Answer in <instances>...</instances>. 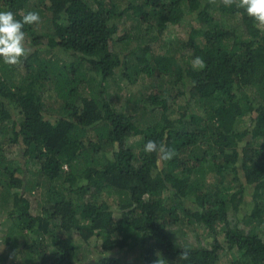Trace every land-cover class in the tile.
<instances>
[{"label":"trees","instance_id":"1","mask_svg":"<svg viewBox=\"0 0 264 264\" xmlns=\"http://www.w3.org/2000/svg\"><path fill=\"white\" fill-rule=\"evenodd\" d=\"M0 11L17 19L40 11L52 29L25 25L32 52L19 64L27 72L20 83L10 78L15 68L0 60V142L16 145L23 162L0 159V199L11 201L0 216L15 234L3 241L11 250L6 258L76 264V233L84 242L100 241L102 254L93 264H120L110 253L135 245L145 262L217 264L226 251L232 255L227 264H264V239L252 229L244 232L235 215L245 202V226H264V28L235 4L214 8L212 0H131L123 9L117 0H0ZM115 18L146 26L124 54L114 47L128 44L131 35H119ZM185 21L187 38L174 52L154 54L150 30L161 33ZM43 48L68 60L41 58ZM196 57L203 69L193 68ZM118 71L130 82L142 74L149 83L140 110L155 121L140 122L139 115L111 105L106 83ZM166 83L176 88L175 97L164 90ZM49 84L61 113L45 103L41 91ZM177 98L199 111L177 113ZM242 120L247 126L239 130ZM131 138H139L136 150ZM149 140L176 155L159 162L157 153L144 151ZM227 173L236 192L226 187ZM44 185L48 198L35 213L25 195ZM107 188L121 201L117 217L100 198ZM184 222L206 229L211 241L176 242L170 229ZM4 250L0 246L2 263ZM184 251L187 260L180 257Z\"/></svg>","mask_w":264,"mask_h":264},{"label":"rangeland","instance_id":"2","mask_svg":"<svg viewBox=\"0 0 264 264\" xmlns=\"http://www.w3.org/2000/svg\"><path fill=\"white\" fill-rule=\"evenodd\" d=\"M130 1L131 0H117V3L119 4V7L123 9L126 4ZM213 3L214 8H217L219 5L223 4L222 0H215V2ZM37 12H39L41 18L40 22L38 23V28H40L44 32H50L52 29L49 23H47L46 21V16L40 11ZM217 16L218 14H216V17ZM112 23L117 24L119 35H123L124 33H128L131 35V41L128 42V44L122 45L116 43V46L114 47L115 52L123 54L127 53L128 50L136 47L137 41H134V36L139 33L140 35H143L141 30L146 28V26L138 27L136 21L130 20L128 18H115ZM189 29L190 24L185 21L176 26H168L161 33L156 30H150V32L148 33V37L152 39L151 44L154 54L163 55L167 51L170 52V54L173 53V48L180 41H183L187 38ZM28 46L31 47L30 45ZM66 55L67 54L59 51L53 53L52 51L43 48L40 51L39 57L48 59L50 58L55 61L56 59H58L57 57L59 56L64 60H68V57ZM59 63L61 65V61ZM135 63L136 60H132L130 62V66H133V64ZM11 67L15 68L14 70H12V73L10 75L11 80L15 83H20L27 73L26 69L22 68V66L20 65ZM33 71L35 72L36 69H33ZM132 81L133 82H130L129 80H127V78L121 77V72L118 71L116 76L108 80V82L106 83L108 100L110 101L111 105L120 113L128 115H139L138 119L140 122L146 121L147 123H149L155 121L156 118L151 117V115H142L140 110L144 106V102L142 100H144V96L149 90V83L145 80L142 74H138L135 80H133L132 78ZM89 85L91 87H94V83H89ZM163 87L164 90L167 91V93H169L171 97H175L176 88L172 87L171 84L168 83L164 84ZM41 92L44 95L45 103L48 106L50 112H63L61 110V101L57 98L56 92L50 84L47 85V87L43 88ZM195 106L192 102H188L182 98H177L175 101V108L177 109V113L179 111L183 112V108H186L189 111H199ZM246 126L247 121L242 120L237 125V128L239 130H242ZM138 139L139 138H131L128 140V144L132 145L135 150L137 149L136 144L138 143ZM18 154V148L16 145H11L7 140L1 139L0 159L4 156L5 159L9 160L12 165L16 166L17 164H20L21 167H23V162L19 159ZM100 159L105 158L100 155ZM28 169L34 173L38 170V166L34 163H30L28 165ZM64 171H67V169H64ZM231 179L232 175H230V173H227L226 187H230V191L236 192L238 184L236 182H232ZM207 180V183L210 184V176ZM48 188L49 186L44 185L40 188H36L31 193H26L25 197L30 201L31 209L33 210V212H40L41 207L48 198ZM0 192H2V190ZM249 193L250 190L245 195L244 201H249ZM100 196L101 200H104L108 203V205L114 211V215L117 217V207H119V203H121V201L118 195L116 194L115 190L107 188L100 194ZM6 197L8 198L7 202H3V200L0 199V204L2 205V207H0V215H4V211L7 210V208L11 204V201L9 200L10 196L7 195ZM169 201H171L170 197L169 199L167 198V203ZM185 205H188L189 207L191 205L190 201L187 200ZM247 209L248 204H245V202L241 203L237 209V213L235 214L236 219L239 221H244L242 225L244 232H249L250 229H252L262 239H264V226H258V223L256 221L253 222V224H250L249 226H245L247 220H242V218H244V216L246 215ZM170 232L173 236V239L179 244L198 245L200 242V245L204 246L211 241L207 230L202 227H199L195 223H178L177 225L171 227ZM9 233H11L10 226L8 224H3V221L0 216V246L5 248L4 252L1 254V257H3V259L5 258V260L3 263L0 262V264H4L5 262L6 264H16L17 257H5L10 253L11 250L4 246L3 241L9 240V238L15 236V234L11 236L9 235ZM71 237L73 238L75 244L78 246L77 257L75 262L76 264H93L94 258H98L102 254L100 249V241H98L94 237L89 239L88 242H84L76 233H73ZM17 238L19 239V241L22 240V238L20 237ZM110 254L116 257V259L119 260L120 264H155L154 261L145 262L143 260V250L138 245L131 246L123 250H114ZM231 257L232 255L224 251L221 253L220 260L217 264H227Z\"/></svg>","mask_w":264,"mask_h":264},{"label":"clouds","instance_id":"3","mask_svg":"<svg viewBox=\"0 0 264 264\" xmlns=\"http://www.w3.org/2000/svg\"><path fill=\"white\" fill-rule=\"evenodd\" d=\"M215 2V0H212ZM225 6H235L243 9L247 15L256 21L257 26L264 28V0H222ZM40 14L37 11H28L21 19L12 11H0V60L8 66H17L23 59H26L32 52L27 46L25 25L38 24ZM194 69H203L204 61L201 57H196L192 61ZM195 86V82H192ZM146 153H157L159 162L170 161L176 155L175 150L168 148L165 143L157 144L156 141L149 140L144 148ZM182 259H188V252L181 253ZM155 264H165L164 259H156Z\"/></svg>","mask_w":264,"mask_h":264}]
</instances>
